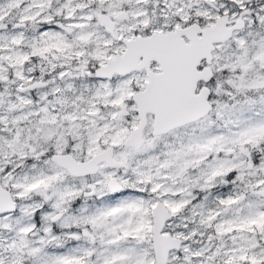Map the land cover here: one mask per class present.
<instances>
[{"label": "snow or ice", "instance_id": "obj_1", "mask_svg": "<svg viewBox=\"0 0 264 264\" xmlns=\"http://www.w3.org/2000/svg\"><path fill=\"white\" fill-rule=\"evenodd\" d=\"M0 264H264V0H0Z\"/></svg>", "mask_w": 264, "mask_h": 264}]
</instances>
